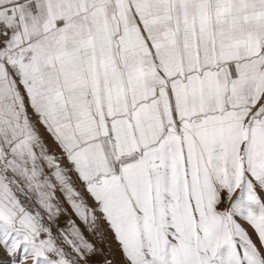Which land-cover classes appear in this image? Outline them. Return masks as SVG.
Masks as SVG:
<instances>
[{
  "label": "snow or ice",
  "instance_id": "obj_1",
  "mask_svg": "<svg viewBox=\"0 0 264 264\" xmlns=\"http://www.w3.org/2000/svg\"><path fill=\"white\" fill-rule=\"evenodd\" d=\"M0 264H264V0H0Z\"/></svg>",
  "mask_w": 264,
  "mask_h": 264
},
{
  "label": "crops",
  "instance_id": "obj_2",
  "mask_svg": "<svg viewBox=\"0 0 264 264\" xmlns=\"http://www.w3.org/2000/svg\"><path fill=\"white\" fill-rule=\"evenodd\" d=\"M39 127V126H38ZM40 130V133L41 135L44 137V140L45 142L48 144L49 146V150L50 151H55V152H59V149L56 148L55 144L52 142L51 138L47 135L46 132H44V129L42 127L39 128ZM73 176V180H74V183H75V187L82 192V194L85 196L86 199H88V203L91 204V200L88 198V194L84 191L83 189V185L75 180V173H72L71 174ZM27 195H31L30 193H28ZM57 195L60 196V193L59 191L57 192ZM17 196L18 198L21 200L22 203L24 204H28L29 201L26 199V196L25 195H21L20 193H17ZM61 198V202L63 203V207L64 208H67L68 209V212H69V215H72V210L71 208H69L68 204L66 202L63 201V196L60 197ZM32 201H33V204H32V207L35 208L37 207L35 204H34V201H35V197L33 196L32 197ZM73 219H76L75 216L72 217ZM64 217L62 216L61 219H60V224L61 226H63V223H64ZM76 223L81 227V229L84 228V225L81 224V222L79 220H76ZM101 226L102 227H106V224H104L103 222H101ZM106 231V230H105ZM107 233V231H106ZM85 235H90L87 231H85Z\"/></svg>",
  "mask_w": 264,
  "mask_h": 264
},
{
  "label": "rangeland",
  "instance_id": "obj_3",
  "mask_svg": "<svg viewBox=\"0 0 264 264\" xmlns=\"http://www.w3.org/2000/svg\"><path fill=\"white\" fill-rule=\"evenodd\" d=\"M102 222V221H101ZM102 227V226H101ZM106 231H107V225H106V227L104 226L103 227ZM108 236H109V238L111 237V233H106ZM89 239H93V237L91 236V235H86ZM113 247H115V244H113Z\"/></svg>",
  "mask_w": 264,
  "mask_h": 264
}]
</instances>
